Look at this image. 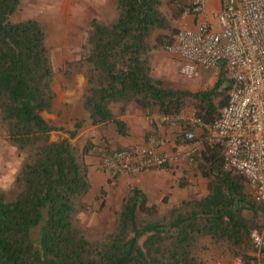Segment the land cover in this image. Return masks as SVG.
I'll return each instance as SVG.
<instances>
[{
    "label": "trees",
    "instance_id": "1",
    "mask_svg": "<svg viewBox=\"0 0 264 264\" xmlns=\"http://www.w3.org/2000/svg\"><path fill=\"white\" fill-rule=\"evenodd\" d=\"M23 1L0 0V124L21 158L14 192L0 188V264H205L209 248L230 262L255 263L250 235L264 227V207L241 174L224 169L222 147L205 140L192 160V169L206 181L205 197L181 200L161 214L132 185L111 230L94 238L78 220L91 189L85 157L94 153L102 163L125 149L104 132L111 127L117 136L129 137L123 119L129 107L148 119L192 106L210 126L227 104L231 82L223 71L211 88L195 93L168 87L153 75L155 52L173 43V21L186 0H172L171 15L162 0H113L110 18L89 21L80 45L87 66L82 106L94 132L85 135L80 151L72 143L79 123L64 132L42 117L55 100L53 66L45 24L14 19ZM148 126L145 144L160 140L157 125ZM56 131L67 136L51 141ZM180 143L177 137L175 144ZM118 178L108 176L107 184ZM259 256L264 264V248Z\"/></svg>",
    "mask_w": 264,
    "mask_h": 264
},
{
    "label": "built area",
    "instance_id": "2",
    "mask_svg": "<svg viewBox=\"0 0 264 264\" xmlns=\"http://www.w3.org/2000/svg\"><path fill=\"white\" fill-rule=\"evenodd\" d=\"M207 0H186L182 26L164 50L180 61L179 74L198 79L205 71H223L231 82L228 101L219 117L208 126L195 114L158 115V120L181 139L170 151H159L161 140L114 151L102 160L101 169L111 178L136 176L178 161H192L199 149L196 131L223 150L225 170L241 174L264 207V0H221L216 16L218 30L198 21ZM191 19L192 26L185 20ZM257 256L264 248V229L250 235ZM229 264H244L233 259ZM259 264V263H258Z\"/></svg>",
    "mask_w": 264,
    "mask_h": 264
},
{
    "label": "rangeland",
    "instance_id": "3",
    "mask_svg": "<svg viewBox=\"0 0 264 264\" xmlns=\"http://www.w3.org/2000/svg\"><path fill=\"white\" fill-rule=\"evenodd\" d=\"M162 1L165 4V11L171 15L172 0ZM114 8L113 0H24L15 15L16 21L31 18L45 24L47 47L53 66L55 100L52 109L49 112H43L42 117L49 124L64 130V132L74 130V126L78 123L80 130L91 126L82 106L87 85L85 75L87 66L80 58V45L89 21L96 16L110 18L115 12ZM212 23L214 29L218 30L216 20ZM173 25L178 31L182 26L180 17L173 21ZM164 48L162 47L155 52L153 75L161 79L166 86L195 93L207 90L214 85L219 74L215 75L213 71L203 72L198 79L183 78L179 74L180 61L172 58ZM134 108L131 107L130 110ZM181 114L187 119L195 114V110L192 106H188ZM157 116L158 114L154 113L150 118ZM147 121L149 125L151 123L149 118ZM153 123L157 125V130L162 132L159 136L175 138L176 132L174 130L161 124L157 119L153 120ZM113 132L111 127H107L104 134L113 140ZM65 136L67 135L63 132H53L51 141H59ZM97 136L100 135L97 134ZM204 138L205 132L198 129L196 131L198 152L203 148ZM85 141V136H82L72 140V143L80 151ZM20 163L21 158L6 141V132L0 124V188L8 194L14 192V179ZM173 165L175 167L172 168L171 173L162 175L158 174L160 171L154 172L156 174L152 173L155 175H152L154 176L152 179L148 178L138 185L129 182L105 184L102 195L100 193L101 188H96L93 185L84 200L87 210L78 216L80 225L94 238L111 230L122 198L132 185L140 187L147 194L150 203L156 205L161 214L168 207L181 200L202 198L207 191L206 181L192 169V161H178ZM178 183L183 186H178ZM157 184L169 185L168 192L164 194L157 191ZM263 229L264 227L261 230ZM252 255L256 258V262L253 264H258L261 259L260 256H257L255 252ZM220 256L226 260L221 264H229L230 259L224 256L220 250L209 248L203 254L206 263L214 261Z\"/></svg>",
    "mask_w": 264,
    "mask_h": 264
},
{
    "label": "crops",
    "instance_id": "4",
    "mask_svg": "<svg viewBox=\"0 0 264 264\" xmlns=\"http://www.w3.org/2000/svg\"><path fill=\"white\" fill-rule=\"evenodd\" d=\"M220 8H221V0H207L206 5H205V12L204 14L198 17V21L208 22L211 25V27L214 29L212 22L216 20V16L218 12L220 11ZM185 23L189 26L190 25L192 26L191 19L185 20ZM123 119L126 121V123L129 126L130 136L123 138V137L117 136L113 132L112 133L113 143H115L116 147L127 148L131 146L145 145L143 137L146 131L148 130L149 126H148V121H147L148 119L143 116L142 111L137 107H135L133 110H130V107H129V110L127 111L126 115L123 116ZM90 132H94V127L89 126V127L84 128L83 130H79V133L75 139L81 138L82 136H85ZM158 133L161 135L162 132L158 130ZM160 140H161V145L158 148L159 151H163V152L170 151L175 145V138L173 139L170 136H166V137L160 136ZM85 163L88 168V175H89V179L91 183V188L93 187V185L96 188L98 187L99 189L103 187L105 188L104 185L107 184L108 175L101 170V161L99 157L93 153L85 157ZM174 167L175 166L172 164L169 170L160 171L158 174H162V175H164L165 173L169 174L173 171L172 168ZM147 173H143V174L136 175V176H120L118 179L113 181L112 184L115 182H120V183L129 182V183L138 185L142 181L148 178L152 179V177L155 176L154 174H156L154 172H147ZM169 187L170 186L167 184L166 185L157 184L156 190L161 191L165 194L168 192ZM207 193L208 192L205 191V194L203 195V197H205ZM224 261L226 260H224V258L220 256L218 258H215L214 261H208L206 264H221Z\"/></svg>",
    "mask_w": 264,
    "mask_h": 264
}]
</instances>
